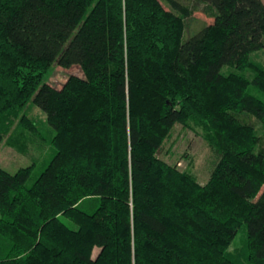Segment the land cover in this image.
<instances>
[{
  "label": "trees",
  "instance_id": "trees-1",
  "mask_svg": "<svg viewBox=\"0 0 264 264\" xmlns=\"http://www.w3.org/2000/svg\"><path fill=\"white\" fill-rule=\"evenodd\" d=\"M190 1L0 0V146L31 101L56 132L32 185L0 167V264H264V0H195L215 19L186 39ZM192 122L206 184L159 157Z\"/></svg>",
  "mask_w": 264,
  "mask_h": 264
},
{
  "label": "rangeland",
  "instance_id": "rangeland-1",
  "mask_svg": "<svg viewBox=\"0 0 264 264\" xmlns=\"http://www.w3.org/2000/svg\"><path fill=\"white\" fill-rule=\"evenodd\" d=\"M190 1V0H186ZM190 3H195L190 1ZM169 8L168 5H166ZM214 15L209 14L205 4L195 3L193 15L188 19V27L185 38L188 39L207 24L214 21ZM253 59L264 65V50L253 55ZM235 68L226 67L225 71H234ZM251 76V71H246ZM73 75L85 77V72L80 65L64 67L55 62L46 74L44 83H50L61 88ZM259 96L262 94L253 90ZM29 117L36 125V131H31L21 123L20 119L15 120L14 125L6 133L0 146V167L15 173L23 167L33 166L32 177L28 185H32L56 152L52 144L55 129L49 124L47 113L31 101L25 109ZM257 129L264 138V128L257 122ZM159 157L171 165H176L181 171H190L201 184H206L211 177L218 155L211 144L206 140L204 130L196 123H191V128L177 124L172 136L166 141ZM72 226L75 224L71 223ZM247 237L245 225L239 230L233 240L229 251L235 252L244 244ZM244 264L242 259L239 261Z\"/></svg>",
  "mask_w": 264,
  "mask_h": 264
}]
</instances>
